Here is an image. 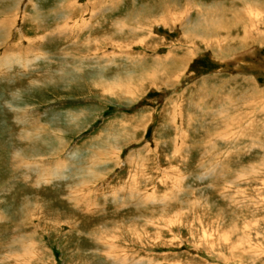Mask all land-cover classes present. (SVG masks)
<instances>
[{
	"label": "rangeland",
	"instance_id": "obj_1",
	"mask_svg": "<svg viewBox=\"0 0 264 264\" xmlns=\"http://www.w3.org/2000/svg\"><path fill=\"white\" fill-rule=\"evenodd\" d=\"M163 1L0 0V264H264V43L236 22L250 1L189 2L223 7L225 53L153 22L131 24L135 46L82 48ZM131 75L130 94L103 88Z\"/></svg>",
	"mask_w": 264,
	"mask_h": 264
},
{
	"label": "bare ground",
	"instance_id": "obj_2",
	"mask_svg": "<svg viewBox=\"0 0 264 264\" xmlns=\"http://www.w3.org/2000/svg\"><path fill=\"white\" fill-rule=\"evenodd\" d=\"M23 0H14L15 3H11V4H14L15 5V9L21 4ZM96 1V0H95ZM191 0H185L183 5H179L177 2L175 1H172L171 4L169 3H166V1H163V2H158L157 4V7L158 8V13L156 14H152V15H148L149 17V20H146V18H143V16H139V12H136V13H129L130 14V18L125 20H117L113 23V26L114 28H109V30H105V32L100 35V36H97V37H92V39H88V40H84V44L82 45V48H92V47H96L98 48L100 45H103V46H111V48H115V47H119V48H122V47H127V46H130V45H134L135 43H138V42H141V39H139V31H133V29L130 28L131 24L136 22L137 24H141V25H144L143 23H146V22H153L155 24H166L168 25V23H170L172 25V27L174 29H178L180 31L181 29V32H182V36H183V39H185L186 41L190 42L192 47L195 48L196 50H198V45H197V40L198 41H201L202 44H204V46L207 48L209 46L212 45L213 49H214V53L215 54H218V53H225V47H226V41H224V39H226L224 37V39H221L220 37H222L220 35V32L222 31V29H226L224 26H223V19L224 16L222 15V13L224 12L222 6L220 8V4H216L215 2L210 4L208 7L205 8V6H202L201 4H193L194 5V8L193 9H197L198 10H204L203 13L201 15H199L198 17L194 18L193 21L190 22V24L188 23L187 25L183 26L181 24V19H185L186 21L189 20V17L187 15L188 12H191L193 9H191V4L189 3ZM240 1H243V0H240ZM249 5H246V8H244V10L248 13V21L245 20V18L243 17V14L246 15L244 12H238V8H235L236 13L238 12V14H241L240 16H236L238 20H236V22L239 21V24L242 25V28H241V32H242V37L240 38V42H242L243 45L246 44V42L249 41V39L252 41V42H255L254 40V36L256 35V42L255 44H262L264 43V32H261L259 31V23H257V21H255V16L256 15H263L262 17H264V10L259 13L258 10L256 9L257 7H260L259 5L261 4H257L256 6L255 5H252V1L253 0H249ZM25 3V2H23ZM88 5V4H87ZM93 5H97V4H93ZM192 5V6H193ZM36 5H34L35 7ZM244 6V5H243ZM39 7V6H38ZM70 7V6H69ZM80 8V7H79ZM85 7H83L84 9ZM93 9H96L94 8V6H92ZM145 8V7H144ZM7 9V8H6ZM12 9V7L9 8V10ZM38 9V8H36ZM63 9V8H62ZM81 9V8H80ZM92 9V10H93ZM8 10V11H9ZM243 10V9H241ZM146 11L145 14H147V11L148 10H144ZM240 11V10H239ZM196 12H199V11H196ZM1 13V12H0ZM14 13V12H13ZM215 13V14H213ZM61 14V13H60ZM103 14V13H102ZM198 15V13L196 14ZM216 16H219V18L216 20L214 17ZM59 17V16H58ZM61 17V16H60ZM37 18V17H36ZM57 18V17H56ZM38 19V18H37ZM146 20V21H145ZM151 20V21H150ZM122 21V22H121ZM264 21V20H263ZM3 22V21H2ZM5 22V21H4ZM3 22V23H4ZM43 22V21H42ZM42 22L40 21V23H37V24H34V26H43ZM121 22V23H120ZM189 22V21H188ZM229 22V21H228ZM225 25L229 24V23H226L224 22ZM84 27H87V24H81V26ZM140 25V26H141ZM134 26V25H133ZM139 26V27H140ZM179 26V27H178ZM126 28H129L130 31ZM143 28V27H142ZM89 29V28H88ZM128 31H126V30ZM219 29V30H218ZM228 29V28H227ZM98 30V29H97ZM230 30V29H229ZM220 31V32H219ZM227 31V30H226ZM235 31V30H234ZM80 32V31H79ZM126 33V34H125ZM232 33V32H231ZM230 33V34H231ZM237 33V32H236ZM2 34L6 35L7 36V33L5 30L1 31L0 29V35L2 36ZM136 34V36L134 35ZM97 35V34H96ZM238 35V34H237ZM236 35V36H237ZM5 36V38H6ZM146 36V35H145ZM234 36V37H236ZM259 36V37H258ZM80 37V36H79ZM233 37V39H235ZM86 38V37H85ZM233 39H231L230 41H232ZM6 40V39H5ZM229 40V39H228ZM227 40V41H228ZM1 41V40H0ZM4 42V41H3ZM237 42V41H236ZM2 43V42H1ZM0 43V44H1ZM142 43V42H141ZM228 45V44H227ZM241 45V46H243ZM4 46V45H3ZM7 46V45H6ZM89 46V47H87ZM135 46V45H134ZM247 46V45H246ZM228 48V47H227ZM242 48V47H241ZM240 48V49H241ZM88 50V49H87ZM228 50V49H227ZM215 51H218L215 52ZM233 51V50H232ZM92 52V51H91ZM227 52V51H226ZM169 54V53H167ZM220 55V54H219ZM190 56H193V54L191 53ZM188 54H182L181 56V59H183L184 57L185 58H188L190 57ZM216 56V55H215ZM157 57H160V56H157ZM167 55H165V60L166 59ZM170 57V56H169ZM221 57V56H220ZM163 58V57H162ZM168 58V57H167ZM177 58H180V57H177ZM223 58V57H222ZM157 59V58H156ZM155 59V60H156ZM171 59L172 61H175L174 60V55L171 56ZM158 61V60H157ZM160 61V60H159ZM168 61V60H167ZM171 61V60H170ZM179 61V59L177 60ZM181 62V61H180ZM184 62V61H183ZM164 63V62H163ZM159 66V64H158ZM166 66V65H165ZM185 67V66H183ZM182 67V68H183ZM161 68V67H160ZM164 69V68H163ZM178 70V68H176ZM165 70V69H164ZM163 71V70H162ZM161 71V72H162ZM171 71V70H170ZM169 71V72H170ZM180 71V69H179ZM156 72H158V69L155 71L153 70V72L150 74L151 75H154L156 74ZM168 72V71H167ZM175 72V71H173ZM172 72V73H173ZM184 72V71H182ZM150 73V72H149ZM177 73V72H176ZM179 74V73H178ZM158 75V73H157ZM156 75V76H157ZM180 75V74H179ZM146 76V75H145ZM164 76V75H163ZM167 76V75H166ZM134 78V75H131L130 77H125L123 79L120 78V76H116L114 77L113 79V82H109L107 86H104L103 88L106 89L109 94H112V95H115V94H122V93H126V94H130L131 91L134 89V87H136V84L138 85L137 83V79H134L133 81H129L130 79ZM179 77V76H178ZM159 79V78H158ZM162 79V78H161ZM98 80V79H97ZM163 80V79H162ZM174 80V79H173ZM104 82V81H103ZM95 83V82H94ZM106 83V82H105ZM105 83H103L105 85ZM163 83V82H162ZM92 85V84H91ZM101 86V85H100ZM131 90V91H130ZM117 96V95H116ZM122 96V95H121ZM126 96V95H125ZM231 97V96H230ZM232 100V99H231ZM227 104V103H226ZM222 119V118H221ZM224 119V118H223ZM230 119V118H229ZM225 120V119H224ZM229 126V125H228ZM179 134V133H178ZM53 171V170H52ZM88 174L90 176H93L95 175V173L91 172L89 170ZM180 182L181 179L178 177V179L174 182V183H177V182ZM179 184L176 185L177 186V189L179 192H181V187H179ZM229 184V183H228ZM132 194V193H131ZM142 195V194H141ZM143 196V195H142ZM169 196V195H168ZM150 197V196H149ZM146 198V197H145ZM75 199H77L75 197ZM81 199V198H80ZM144 199V198H143ZM146 200V199H145ZM139 203H142V202H139ZM138 203V204H139ZM177 212V211H176ZM175 212V213H176ZM174 213V214H175ZM35 216V215H34ZM147 221V220H146ZM169 221V220H168ZM135 224V223H134ZM106 226V225H105ZM133 227V226H132ZM248 227V226H247ZM114 228V227H113ZM108 229V228H107ZM119 229V228H118ZM130 229H133V228H130ZM233 229V228H232ZM246 229V228H245ZM248 229V228H247ZM230 230V229H229ZM248 231V230H247ZM132 233V231H131ZM225 233V232H224ZM231 234V233H230ZM229 234V235H230ZM104 235V234H103ZM102 236V235H101ZM147 236V235H146ZM248 236V235H247ZM243 237V236H242ZM223 238V237H222ZM228 238V237H227ZM232 238V237H231ZM248 238V237H247ZM112 239H117L115 237H113ZM224 239V238H223ZM249 239V238H248ZM225 240H226V237H225ZM230 240V239H229ZM97 241V240H96ZM240 241V240H238ZM237 241V243H238ZM102 242V241H101ZM208 242V241H207ZM220 242V241H219ZM221 243V242H220ZM226 243V242H225ZM224 243V244H225ZM110 244V243H109ZM209 244V243H208ZM235 244V243H233ZM241 244V243H240ZM216 245V244H215ZM230 245V244H229ZM232 245V244H231ZM237 245V244H236ZM226 246V245H224ZM234 245L232 246H229L230 249V252L232 253V251L235 252L234 250ZM209 247V246H207ZM240 248H242L241 246H239ZM248 249V248H247ZM240 250V249H239ZM242 252V251H241ZM249 252V250H248ZM237 253V252H236ZM239 253V252H238ZM8 254V253H6ZM229 254V253H228ZM233 254V253H232ZM231 254V255H232ZM251 254V253H249ZM230 255V256H231ZM237 255V254H236ZM234 255V257L236 256ZM239 256V255H238ZM244 256V255H243ZM253 256V255H252ZM246 257V256H245ZM30 258V257H29ZM3 259V258H2ZM238 259V258H237ZM221 260V259H220ZM239 260V259H238ZM122 262V261H120ZM223 262V261H222ZM227 263V262H226Z\"/></svg>",
	"mask_w": 264,
	"mask_h": 264
}]
</instances>
